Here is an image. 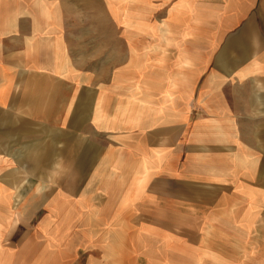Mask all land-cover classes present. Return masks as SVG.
I'll use <instances>...</instances> for the list:
<instances>
[{
    "label": "crops",
    "instance_id": "0c3cea01",
    "mask_svg": "<svg viewBox=\"0 0 264 264\" xmlns=\"http://www.w3.org/2000/svg\"><path fill=\"white\" fill-rule=\"evenodd\" d=\"M0 264H264V0H0Z\"/></svg>",
    "mask_w": 264,
    "mask_h": 264
},
{
    "label": "rangeland",
    "instance_id": "374dc122",
    "mask_svg": "<svg viewBox=\"0 0 264 264\" xmlns=\"http://www.w3.org/2000/svg\"><path fill=\"white\" fill-rule=\"evenodd\" d=\"M32 224V227L34 226V225H36L37 223H31ZM76 227H74L75 229H80V224L79 223H73ZM129 250H130V248L129 247H126V246H121L120 247V251H122V252H120L119 254H118V256H119V260H121V261H131V260H133V259H131V257H133V255H131V254H129ZM134 260H136V259H134ZM139 260H142L141 258L139 259Z\"/></svg>",
    "mask_w": 264,
    "mask_h": 264
}]
</instances>
